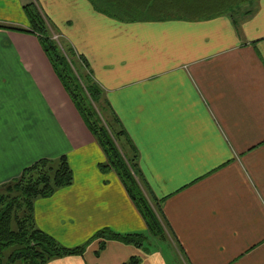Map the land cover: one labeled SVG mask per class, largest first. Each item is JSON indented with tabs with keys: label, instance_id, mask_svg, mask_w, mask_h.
Wrapping results in <instances>:
<instances>
[{
	"label": "crops",
	"instance_id": "1",
	"mask_svg": "<svg viewBox=\"0 0 264 264\" xmlns=\"http://www.w3.org/2000/svg\"><path fill=\"white\" fill-rule=\"evenodd\" d=\"M30 2L85 62L126 131L167 255L151 245L116 173L99 170L104 153L30 31ZM97 7L0 0V185L65 156L73 182L35 200L39 229L66 247L105 228L148 236L143 248L107 240L97 254L93 240L82 255L46 264H169V255L176 264H264V0L197 20H129Z\"/></svg>",
	"mask_w": 264,
	"mask_h": 264
},
{
	"label": "trees",
	"instance_id": "2",
	"mask_svg": "<svg viewBox=\"0 0 264 264\" xmlns=\"http://www.w3.org/2000/svg\"><path fill=\"white\" fill-rule=\"evenodd\" d=\"M90 1L109 15L123 16L129 20H197L230 13L237 6L252 0ZM101 1L103 7L98 5ZM23 11L30 31L36 34L53 71L104 153L105 161L98 165L99 170H112L116 173L142 215L150 235L164 239V224L155 207L157 200L144 185L137 152L119 119L104 100L103 91L90 77L85 62L76 56L74 50L58 38L53 39V32L35 4H25ZM72 182L73 171L68 160L60 156L55 159H39L26 167L19 177L0 185V264H46L54 258L82 255L93 240H98L96 254L104 249L107 240H116L137 248L146 246L148 236L139 233L119 234L105 228L82 245L66 247L39 229L34 219L35 200L49 197ZM138 263L139 258L132 256L122 264Z\"/></svg>",
	"mask_w": 264,
	"mask_h": 264
},
{
	"label": "rangeland",
	"instance_id": "3",
	"mask_svg": "<svg viewBox=\"0 0 264 264\" xmlns=\"http://www.w3.org/2000/svg\"><path fill=\"white\" fill-rule=\"evenodd\" d=\"M149 237H150V239H151V245L154 244V242H153L152 240L155 239V242L158 243V244H157V245H158V248H162V249H163V250H162L163 253L167 255V252H166V249H168V248H167V243L162 242V240L165 241V242H166V240H164V239H162V238H156V237H154L153 235H151V236H149ZM166 257H167V256H166ZM168 261H169V264H176L173 260L171 261V259H170V255H169V257H168Z\"/></svg>",
	"mask_w": 264,
	"mask_h": 264
}]
</instances>
